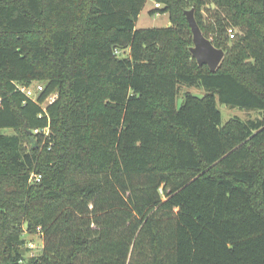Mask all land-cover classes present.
<instances>
[{"label":"trees","instance_id":"1","mask_svg":"<svg viewBox=\"0 0 264 264\" xmlns=\"http://www.w3.org/2000/svg\"><path fill=\"white\" fill-rule=\"evenodd\" d=\"M154 1L169 26L136 28L146 0H0L2 264H264V115L218 108L264 112V0ZM191 8L224 51L214 71ZM181 85L204 92L178 107Z\"/></svg>","mask_w":264,"mask_h":264},{"label":"rangeland","instance_id":"2","mask_svg":"<svg viewBox=\"0 0 264 264\" xmlns=\"http://www.w3.org/2000/svg\"><path fill=\"white\" fill-rule=\"evenodd\" d=\"M156 3L157 2H155L154 0H146L144 7L142 8V10H141L140 14L138 15V18L135 22L136 28L161 27V26H169L170 25L167 13L160 12L159 14L156 15V13L153 14L150 12L153 8H158V7H156ZM184 32H183V34L187 36V34H185ZM191 36H192V34H191ZM44 84H45V81L33 80L31 82L30 87L32 90L35 91L36 87L38 85L43 86ZM186 90H189V91H191L194 94L199 95V96L204 92V90L202 88H199V87H195V86L189 87V86L181 85L179 87V94L176 96V106L179 107L182 104L183 98H184L182 94ZM54 95H55L54 97H56L57 92H55ZM47 101L48 100H46L44 103H47ZM218 108L220 109V112H221L222 123L226 122L231 117H238V118L246 121V120H257V119L262 118L264 115V112H262L258 109H243V108H239L236 106L235 107L226 106L224 104H220L219 102H218ZM0 132L11 134V133H13V130H10L9 128H3V129H0ZM43 135H48V130H46V129L43 130ZM43 141H44V138L41 141V146L43 145ZM23 144H24L23 146L26 149L29 148V142L26 139L24 140ZM133 181L135 182L134 183L135 185H141L144 182H146V179L143 176H138V177L133 178ZM128 194L129 193L126 192L124 194V196H128ZM137 195H139V194L137 193ZM143 195H145V193H143ZM163 196H164V191H163V193H161L162 198H163ZM168 233L169 232H168L167 228H165V234H164L165 241H167V240L169 241ZM22 238L24 239V242H25L24 245L22 246V251H23V254L25 257L33 256V255L36 256V255H39L41 253V248L43 246V239H42L40 234L23 232ZM146 241H147V239H146ZM148 241H149V239H148ZM29 243H33L34 247H30ZM1 249H2V247H1V239H0V250ZM145 249H146V252H149V247L147 244L145 246ZM1 253L2 252L0 251V255H1ZM143 255H144V253H140V252L136 251L135 253L132 254V258H131V256H130V259L128 258L129 264H141L140 262H142V260H143V257H141V256H143ZM1 258L2 257H0V264H2L4 262V260H1ZM148 258H149V256L146 255L144 261Z\"/></svg>","mask_w":264,"mask_h":264},{"label":"water","instance_id":"3","mask_svg":"<svg viewBox=\"0 0 264 264\" xmlns=\"http://www.w3.org/2000/svg\"><path fill=\"white\" fill-rule=\"evenodd\" d=\"M186 20L192 34V46L190 51L198 65L206 64L211 71H214L224 56V51L213 45L201 31L195 17L193 8L184 11Z\"/></svg>","mask_w":264,"mask_h":264},{"label":"built area","instance_id":"4","mask_svg":"<svg viewBox=\"0 0 264 264\" xmlns=\"http://www.w3.org/2000/svg\"><path fill=\"white\" fill-rule=\"evenodd\" d=\"M159 6H160V4L159 3H156V7H159ZM228 34H229V37L230 38H233L234 35H235V32H234V30L232 28H229L228 29ZM19 89L22 92H24L28 97H30L33 100H35L36 99V93L37 92H40L43 89V86L42 85H38L36 87V90L35 91L32 90L30 86H20ZM54 96H55L54 94H52L51 96H49L47 98V100H48L47 102L48 103L49 102H52L54 100V98H55ZM35 131L37 132L38 130L36 129ZM30 180L39 181L40 180V175L35 174V173H32ZM29 246L30 247H34V244L33 243H29Z\"/></svg>","mask_w":264,"mask_h":264},{"label":"crops","instance_id":"5","mask_svg":"<svg viewBox=\"0 0 264 264\" xmlns=\"http://www.w3.org/2000/svg\"><path fill=\"white\" fill-rule=\"evenodd\" d=\"M159 14V13H156V15Z\"/></svg>","mask_w":264,"mask_h":264}]
</instances>
